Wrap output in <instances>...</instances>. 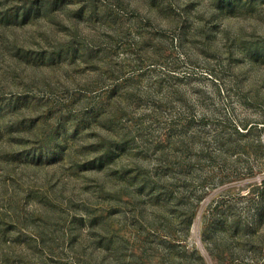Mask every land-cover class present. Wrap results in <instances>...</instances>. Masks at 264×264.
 Segmentation results:
<instances>
[{
  "label": "rangeland",
  "instance_id": "obj_1",
  "mask_svg": "<svg viewBox=\"0 0 264 264\" xmlns=\"http://www.w3.org/2000/svg\"><path fill=\"white\" fill-rule=\"evenodd\" d=\"M0 264H264V0H0Z\"/></svg>",
  "mask_w": 264,
  "mask_h": 264
}]
</instances>
